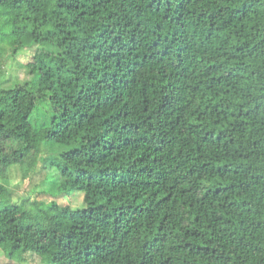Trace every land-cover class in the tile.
I'll use <instances>...</instances> for the list:
<instances>
[{"label": "trees", "instance_id": "16d2710c", "mask_svg": "<svg viewBox=\"0 0 264 264\" xmlns=\"http://www.w3.org/2000/svg\"><path fill=\"white\" fill-rule=\"evenodd\" d=\"M55 146L81 205L24 209L9 171ZM0 254L264 264V0H0Z\"/></svg>", "mask_w": 264, "mask_h": 264}, {"label": "rangeland", "instance_id": "374dc122", "mask_svg": "<svg viewBox=\"0 0 264 264\" xmlns=\"http://www.w3.org/2000/svg\"><path fill=\"white\" fill-rule=\"evenodd\" d=\"M36 47H32L22 51L16 60H10L8 62L5 74H4V86L7 87L15 82H22L28 78L26 74L25 65L31 61L33 53ZM36 116V115H35ZM41 117V112H39ZM64 147L55 146L52 149H47L41 155L31 157L27 160V163H21L13 166L9 171L8 183L6 187L10 191L13 202L17 204H23L24 209H28L31 206L30 203L36 202L39 205L45 206L51 201H56L60 206H69L73 209L81 205V195L73 194L70 197L55 198L51 194L43 191H47L48 185L46 182L51 181L49 174L51 169L47 166L46 162H42L46 157L54 158L58 157V154L62 152ZM48 177V179H47ZM44 182V184H42ZM0 264H42L40 258L37 256H27L22 261L18 260H5L0 254Z\"/></svg>", "mask_w": 264, "mask_h": 264}]
</instances>
